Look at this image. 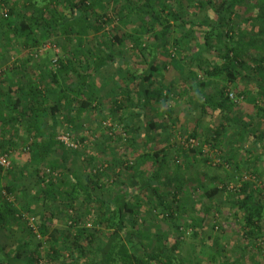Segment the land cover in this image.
Returning a JSON list of instances; mask_svg holds the SVG:
<instances>
[{
    "label": "rangeland",
    "instance_id": "374dc122",
    "mask_svg": "<svg viewBox=\"0 0 264 264\" xmlns=\"http://www.w3.org/2000/svg\"><path fill=\"white\" fill-rule=\"evenodd\" d=\"M27 1L7 0V5L1 4L0 13H4L11 7L15 8L16 12L23 9L27 11L30 9ZM88 1L90 0H86V2ZM182 1L185 3V0ZM193 2V5L191 1L188 2L187 6L190 9H187V13L182 14L184 20L195 21L204 17H212L209 5H206L201 13H198V10H196V12L198 11L196 14L192 12L195 0ZM159 3L155 4V11L160 9ZM257 3L255 0H245L244 3L236 7L235 13L230 16L232 28L241 34L232 40V44L236 47V53L240 59L244 60L250 68L257 67L261 60L264 64V6L260 5L259 7ZM105 14L106 16L99 22L93 21L92 16H89V23L92 26H98L97 33L106 36V40L110 41L107 46L117 61L125 58L126 62L119 60L117 64L109 65L103 71L95 74L94 80L99 87L98 96L79 118L71 122L66 121L64 115L67 114V108L64 105H62L60 113L52 117L49 115L46 118L47 122L50 121L51 124L55 122L57 126L55 129L56 140H59L61 134L68 133L71 139L77 143L76 148L64 145L65 150L69 152V160L66 165L70 174L76 173L84 184L92 182V194L96 198L103 199H109L122 187L129 186L131 180L142 181L146 174L141 176L140 168L134 164V159L129 155L130 143L125 130L130 126V135L133 138L131 140L132 147L136 151H141L143 149V140L140 137L143 132L141 122L143 119L152 118L162 124L153 133L154 141L149 151L160 152L157 185L168 209L165 211L157 204L156 196L148 188L141 189L137 199L136 194L132 193L128 197V204L135 208L136 219L128 221L127 229L129 228L131 237L134 238L133 241L138 237L135 231L146 230L148 234L156 238L155 246L159 247L158 250L168 251L171 254L170 264H218L225 258L234 259V262L236 260L238 262L236 264L264 260V214L256 235L246 237L242 235L246 229H242V214L238 208L245 195L264 203V151H261L258 141L250 135V132L260 134L264 142V116L258 112V107H264V94L257 89L252 80L238 78L234 82H226L221 75L208 77L210 84L204 89V92L210 94L216 92L220 87H224V93L234 103V106L228 108L229 117H234L237 122L233 124L226 121L218 110L207 108L202 111L200 107L202 97L198 88L192 89L188 86H194V83L199 82L205 76L202 70L210 69L221 63L218 51H214L202 56L200 66L195 62L188 64V61H185L182 73H179L170 64H167L165 69L162 68L161 73L155 76V81L147 86L155 89L161 86L167 87L169 92H166L165 100L147 106L142 113L135 112L129 105L119 110L112 109L116 94L118 95L123 88L132 89L135 86L139 69L133 67L132 69L130 65L142 59L139 55L140 48H143L142 52L146 54L145 51L150 50L155 39L152 32L148 30L142 38L145 47L135 46L127 38L122 43H117L112 36L137 30L141 26V19L139 16H134L129 21L119 23L110 8L105 11ZM157 15L164 16L165 14ZM3 16H6L4 18L6 19L9 14H3ZM12 16L15 22L17 14H12ZM7 28L5 21L2 22L0 14V60L4 57L11 60L12 57L4 51V43H7L10 49L15 52L19 49L23 50L22 46L27 48L28 56L25 57V60L35 64L46 62L55 67L56 65L51 60L63 55L61 49L49 43L50 41L34 47H25L11 32L5 31ZM201 30L203 31L199 27L192 30L189 26L182 27L181 25L177 32L168 36L166 49L178 58L184 52L189 53L195 50V44L198 41L195 34ZM185 31L188 32V36L177 46L175 44L176 37ZM194 31L196 32L194 33ZM93 34L91 30L87 32L80 43V50L92 47L89 38ZM214 45L217 47L220 45V41L216 38ZM74 46L76 45L72 42L69 48ZM33 48L38 49L37 56L34 58L30 55ZM145 57L146 60L149 58L147 55ZM163 60L159 59V64L164 63ZM2 69L0 68V71ZM237 70L240 73L246 72L242 68ZM189 71H192L193 74L189 75ZM246 73L253 76L250 70ZM60 81L63 85L64 83L68 84L71 81V75L61 77ZM230 93L234 95L235 99L229 96ZM47 101L51 103V100L47 99ZM165 108L171 111L172 116L169 121L167 114L163 112ZM244 121L251 124L248 126L250 132L243 128ZM220 123H224L225 135H223V139H220V144H211L212 141L209 139L213 136V130L221 126ZM194 127H197L198 130L196 135L191 137L189 134ZM17 149L11 147L9 152L11 168H14L12 159L16 155ZM197 150H201L202 155L207 156L205 161L199 154L195 160L191 159L195 156L193 151L197 153ZM22 152L24 153V151ZM66 165L63 167L65 168ZM21 169L23 168L21 167L18 171L26 174V180L23 178L24 182L22 183L18 179L13 183L21 185L22 191L25 192V200L17 201L16 197L5 192L4 188L1 189L4 194L2 192L1 194L16 208L17 213L13 220L32 228V232L35 234L32 241H44L37 234L35 216L36 213L42 212L43 206L38 200L35 201L32 198L33 187L37 188L39 180L33 174V169L25 171ZM48 170L43 165L39 169L45 182L50 176L52 178L61 177L62 173L65 174L66 171L64 169L60 173L57 170ZM39 184L43 187L44 182L39 181ZM206 190L210 192V196L206 195ZM32 199L33 202L29 203L31 211L23 209L25 204L31 202ZM73 204L78 215L75 216L74 210L70 208L65 211L67 215L58 213L53 218L54 227L60 231L70 229L72 232L85 227L93 232L92 248L98 250L105 241L104 232L112 229L108 228L107 224H113L114 218H111L109 211L105 210L104 214L107 215V218L101 215L102 221H100L97 219V207L92 208L79 199L74 200ZM89 210H92L94 214L89 216ZM205 215L206 217H204ZM68 216L73 218H67ZM102 218H106V220L104 221ZM71 220H75V223ZM19 234L21 235V232L18 228L11 234L3 232V235L7 236ZM122 238L126 239L125 236ZM15 245L16 241L12 240L2 241L1 244L5 251ZM45 246L46 244L43 242V251L46 250ZM21 253L22 260L25 261L27 252L23 249ZM54 260L49 262L44 259L42 264H72L62 245H60L59 254Z\"/></svg>",
    "mask_w": 264,
    "mask_h": 264
},
{
    "label": "trees",
    "instance_id": "16d2710c",
    "mask_svg": "<svg viewBox=\"0 0 264 264\" xmlns=\"http://www.w3.org/2000/svg\"><path fill=\"white\" fill-rule=\"evenodd\" d=\"M190 1L193 5L194 0H185V3L182 0H90L88 2L86 0H28L30 9L27 11L23 9L16 12L15 8L12 9L11 7L4 13H0L2 22L5 21L8 27L5 31L11 32L25 47H34L50 41L49 43L57 46L63 53L61 57L58 56L51 60L56 65L55 67L46 62L44 64L36 63L37 68L40 69L39 78L42 79L27 78L26 83L15 82L13 86L15 88L8 87L6 91L0 84V95L14 94L16 96L13 101L5 105L3 111L0 106V152L9 154L11 147L24 151L26 162L29 164L28 169H33V174L38 177V180L44 182L43 187H41L38 181L37 188L34 186L32 191V198L35 201L38 200L43 206L42 212L36 213L35 216L37 234L44 241L33 242L32 239L35 234H33L32 228L13 220L17 213L16 208L1 194V189L4 188L5 192L13 194L17 201L25 200V192L22 191L21 185L16 186L13 183L18 179L22 183L24 182L23 178L18 175L21 173L18 171L16 174L13 167L6 170L0 167V230L4 231L5 234H11L18 228L21 232L20 237L16 240V245L10 250L5 251L0 244V264H42L44 259L53 262L59 254L60 245L63 246L72 264L171 263V254L168 251L158 250L159 247L155 246L156 238L153 235L148 234L146 230L135 231L138 237L133 241L134 238L131 237L129 228L127 229L128 221L136 219L135 208L128 204V197L132 193L136 194L137 199L140 196L139 191L148 188L156 196L157 204L163 210L168 209L157 185L160 152L157 150L149 151L154 141L153 133L162 124L152 118L142 120L143 132L140 137L143 140V149L141 151H136L132 147L131 128L130 126L127 127L125 132L130 143L129 155L134 159V164L140 168L141 176L145 174L146 176L140 182L139 180H131L129 186L122 187L109 199H103L96 198L92 194V182L84 184L76 173L70 174L71 172L66 165L69 160V152L65 150L63 142L56 140L55 129L57 126L55 122L51 124L50 121L47 122L46 118L49 115L52 117L60 113L63 108L62 105L67 108V114L64 115L66 121L71 122L79 118L92 105L94 98L98 96L99 87L94 80L95 74L103 71L109 65L117 64L119 60L126 62L125 58L117 61L107 46L110 41L106 40V36L97 33L98 26L95 27L89 23V16H92L93 21L99 22L106 16L105 11L110 8L119 23L129 21L134 16H139L141 19V26L137 30L130 33L124 32L119 36L113 35L115 42L120 44L127 38L135 46L145 47L142 38L148 30L152 32L155 39L150 50L145 51L146 54L142 52L144 51L143 48H140L139 55L142 59L130 65V68L139 69L135 86L132 89L126 87L120 90L113 101L112 109L119 110L129 105L135 112L142 113L147 106H152L154 103L167 98L166 92H169L167 87L161 86L155 89L147 86L155 81V76L161 73L162 68L165 69L166 65L170 64L179 73H182L185 61H188V64L195 62L200 66L202 56L205 53L218 51L221 63L212 66L210 69L202 70L207 77L204 76L199 82L194 83V86L188 87L198 88L202 97L200 103L202 111L207 108L218 110L226 121L236 124L237 120L234 117L230 118L228 114V108L234 106V103L224 93V87H220L216 92L210 94H206L204 89L210 84L208 77L221 75L226 82H234L238 78H245L247 81L252 80L257 89L264 94L263 60L257 64V67L250 68L244 60L240 59L236 53V47L232 44V40L241 34L232 28L230 16L235 13L236 7L244 3L245 0H195L192 12L196 14L199 11L198 13H201L203 8L209 5L212 17L203 16L204 18L201 20L186 21L182 14L187 13V9H190L187 6ZM255 1L258 2L259 7L260 5L264 6V0ZM156 3L160 4L158 11L154 10ZM1 4L7 5V0H0V10ZM196 10L198 11L196 12ZM3 14H9L8 18L12 21H7L8 18L4 19L6 16ZM12 14H17L15 22ZM157 14H165L166 16ZM181 25L182 27L189 26L192 30L199 27L203 31L195 34L198 40L195 44L196 49L189 53L184 52L178 58L166 49V44L168 36L177 32ZM89 30L94 33L89 38L92 47L80 50V43ZM186 36H188L186 31L177 36L175 44L177 46L181 44ZM215 38L220 41V48L214 45ZM72 42L76 46L69 48ZM35 49L36 51H34ZM35 49L30 54L33 58L37 56L38 52V49ZM146 55L149 57L147 60ZM28 59L30 58L28 57ZM159 59H164V63L159 64ZM239 68L246 72L250 70L253 76H249L246 72L240 73L237 70ZM68 72L75 74V81L63 85L60 78L66 77ZM192 74L193 72L189 71V75ZM3 75L4 73L0 74V83L4 81ZM51 94L55 98L52 104H49L47 99ZM163 112L167 114L169 121L170 116H172L171 111L165 108ZM258 112L264 116V107H258ZM18 123L25 131L19 136L20 144L13 143L14 133L11 132V130L17 131ZM245 123L244 121L242 126L248 131V126L251 124ZM220 125L213 130V136L209 139L212 141L211 144H220V139H223V135H225L224 123H220ZM197 130L198 128L194 127L189 135L194 137ZM250 135L258 141L261 151H264L262 136L254 132H250ZM30 136L36 137L37 140L30 139ZM193 154L195 156L191 158L192 160H195L198 154L203 157L202 160L207 159L206 155H202L201 150H197V153L193 151ZM41 165L50 171L57 170L60 173L64 169L66 171L65 174L62 173L61 177H53L54 180H52L53 178L50 176L45 182L39 172ZM206 195L210 196V192L207 190ZM33 199L31 202H27L23 209L31 211L29 203L31 204ZM76 199L89 204L92 208L97 207V219L100 221H102L101 215L107 218V215L104 214L105 210L109 211L111 218H114V222L111 221L113 224H107V227L112 229L104 232L105 241L98 250L92 248L93 232L85 227L75 229L73 232L70 229L60 231L52 223L56 214L65 213L67 215L65 211L69 208L74 210L73 212L77 216L78 212L75 211L73 204ZM238 208L242 214V229H246L242 235L246 237L256 235L264 214V203L245 195ZM88 213L89 216L94 214L92 210H89ZM67 218L72 219L73 217L68 216ZM106 218L102 219L105 221ZM71 221L75 223V220ZM13 224L18 226L13 227ZM123 236L126 238L125 242ZM43 242L46 244L45 251L42 247ZM23 249L27 252L25 261L22 260L21 252ZM236 263L238 262L236 260L234 262V259L225 258L220 260L218 264ZM247 264H264V260H256Z\"/></svg>",
    "mask_w": 264,
    "mask_h": 264
},
{
    "label": "crops",
    "instance_id": "0c3cea01",
    "mask_svg": "<svg viewBox=\"0 0 264 264\" xmlns=\"http://www.w3.org/2000/svg\"><path fill=\"white\" fill-rule=\"evenodd\" d=\"M22 48H23V50L19 49V51L15 52L14 50L10 49V47L7 43H4V49H5L4 51H6V53L8 55H10V56L12 55L11 60L5 59V57H4V59L0 60V68H3L2 69L3 71L2 70L1 71H2V73H4V75H3L4 81H3V83L1 82L0 84L5 91L8 89V87H13L15 82L16 83H18V82L26 83L27 78L42 79V78H39L40 77L39 76L40 69L37 68V65L35 63L27 62V60H25V57L28 56V54L26 53L28 51V50H26L27 48H24V46H22ZM5 74H7V75H5ZM70 75H71V81L74 82L75 81V78H74L75 74L68 72L66 77H69ZM45 78H47V77H45ZM49 83H51V82L49 81ZM13 88H15V87H13ZM15 98H16V96L14 94H10V95H2L1 94L0 95V106L2 107V111L5 107V105H8ZM54 98H55V96L53 94H51L49 97V100H51V103H49V104H52ZM4 111H6V110H4ZM21 124H23V122H21ZM16 130L17 131L11 130V132L14 133V135L12 137V141H13V143L17 142L16 144H20L21 142L18 141V139L20 138L19 136H20V134H24L25 131L23 130L22 126L19 123H18ZM30 139H33L34 141L37 140V138L34 136H32V137L30 136ZM15 158H17V159H15ZM13 161H14V163H13ZM26 161H27V159L25 158L24 153L20 149H17L16 155L12 159V163H13L14 169L16 171V174L18 172V169H20L21 167L23 168V169H21L22 171H25L26 169L27 170L31 169V168L28 169L29 164H27ZM18 175H20L22 178H25V180H26V176H25L26 174L21 173ZM16 186H18V185H16ZM2 193L4 194V192H2ZM15 226H18V225L13 224V227H15ZM3 232L4 231L0 230V244H2V241H7V240H12L13 242H15L20 237V234L19 235H13V236H11V235L7 236V235H3ZM10 236H11V238H10ZM123 241L125 242V240H123Z\"/></svg>",
    "mask_w": 264,
    "mask_h": 264
},
{
    "label": "built area",
    "instance_id": "2783aa9c",
    "mask_svg": "<svg viewBox=\"0 0 264 264\" xmlns=\"http://www.w3.org/2000/svg\"><path fill=\"white\" fill-rule=\"evenodd\" d=\"M1 72V71H0ZM229 96L233 99L234 95L232 93L229 94ZM59 141L63 142L64 145L70 147V148H76L77 143L74 142L71 137L68 135V133H63L59 136ZM0 167L4 170L11 168V159L9 157L8 153H1L0 152Z\"/></svg>",
    "mask_w": 264,
    "mask_h": 264
}]
</instances>
